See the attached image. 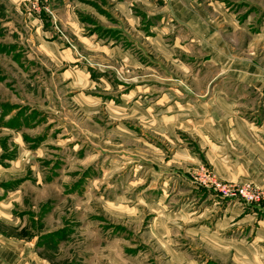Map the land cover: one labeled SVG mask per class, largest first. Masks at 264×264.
Here are the masks:
<instances>
[{
    "label": "rangeland",
    "instance_id": "rangeland-1",
    "mask_svg": "<svg viewBox=\"0 0 264 264\" xmlns=\"http://www.w3.org/2000/svg\"><path fill=\"white\" fill-rule=\"evenodd\" d=\"M175 1L0 0L1 223L52 264H264V182L224 180L240 143L208 159L184 122L210 98L260 126L264 0H178L218 47Z\"/></svg>",
    "mask_w": 264,
    "mask_h": 264
},
{
    "label": "crops",
    "instance_id": "crops-1",
    "mask_svg": "<svg viewBox=\"0 0 264 264\" xmlns=\"http://www.w3.org/2000/svg\"><path fill=\"white\" fill-rule=\"evenodd\" d=\"M175 8L178 9L179 14L186 17L184 22L190 21L194 29L202 28L206 31L204 37L200 38L202 43L205 45H212L215 47L224 46V39H219L216 35L211 36L210 31L208 30V26L202 24V21L199 18H196L192 15L191 12H184L185 7H183L181 1L176 0L174 2ZM186 10V9H185ZM175 13H177L175 11ZM185 14V15H184ZM182 20V19H181ZM183 21V20H182ZM202 26V27H201ZM206 28V29H205ZM210 29H212L210 27ZM74 36H77L76 32H73ZM241 64V63H240ZM244 64V63H243ZM249 65V64H248ZM248 65L246 68L241 69L243 72L247 70L245 73L247 77H251L255 72L252 69H249ZM261 78L260 80H264V70H259ZM263 76V77H262ZM258 78V77H257ZM257 92L260 96V101L263 102L262 105L257 107L256 114L261 116V124L259 127L254 126V124L248 123L243 118L238 117V110L229 111L230 114L224 116L220 114L219 110H223L225 108L224 105L218 106L214 100L200 104V105H192L190 110L192 114H188V120L184 121L187 125L194 126L197 128V132L194 129V134H190V136L197 137V143L200 148V152L206 151V158L210 159V152L212 151L210 147V143H214L212 139L214 136H222L227 142H236L239 144V151L231 143L230 145L225 143L222 144V150H228L227 157H234L236 154L237 158L242 160V164H240L237 171H235L234 166L228 167L227 170L223 171V178L227 181L241 180V181H251L253 183L261 184L264 182V174L260 172L257 165H253L251 159L262 156L264 153V84L261 87L257 88ZM233 103H230L232 105ZM189 109V108H188ZM235 126V127H234ZM258 131L259 133H256ZM256 133V135L254 134ZM212 137V138H211ZM203 142L205 145H203ZM219 148V146H218ZM233 149L237 152L231 151ZM241 149V151H240ZM184 152H189L191 156L195 158L198 155L190 150H181ZM188 153H186L187 155ZM210 162V160H209ZM250 169V170H248ZM190 169L181 170L176 167L175 169H170V172L175 176L180 178L181 181L187 183L183 177H187ZM238 173V176H236ZM252 173V174H250ZM188 184V183H187ZM194 188V187H193ZM210 194V193H209ZM2 217L0 216V222H4ZM0 264H52L49 260L41 258L36 251L32 249L31 246L24 245V241L21 238L14 236H7L0 233Z\"/></svg>",
    "mask_w": 264,
    "mask_h": 264
},
{
    "label": "built area",
    "instance_id": "built-area-1",
    "mask_svg": "<svg viewBox=\"0 0 264 264\" xmlns=\"http://www.w3.org/2000/svg\"><path fill=\"white\" fill-rule=\"evenodd\" d=\"M38 2L39 0H35ZM193 183L201 188L212 189L224 198H237L242 199L247 204H252L258 201V196L250 192L247 187L231 186L215 180L210 172L201 168L195 170L193 174Z\"/></svg>",
    "mask_w": 264,
    "mask_h": 264
},
{
    "label": "trees",
    "instance_id": "trees-1",
    "mask_svg": "<svg viewBox=\"0 0 264 264\" xmlns=\"http://www.w3.org/2000/svg\"><path fill=\"white\" fill-rule=\"evenodd\" d=\"M15 228H8L7 226H5L4 224H2L0 222V233L7 235V236H14V237H18V238H22L23 236L20 234H15Z\"/></svg>",
    "mask_w": 264,
    "mask_h": 264
}]
</instances>
